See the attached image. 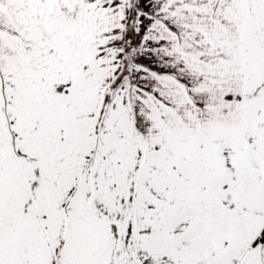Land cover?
<instances>
[{
    "label": "snow or ice",
    "instance_id": "1",
    "mask_svg": "<svg viewBox=\"0 0 264 264\" xmlns=\"http://www.w3.org/2000/svg\"><path fill=\"white\" fill-rule=\"evenodd\" d=\"M0 264H264V0H0Z\"/></svg>",
    "mask_w": 264,
    "mask_h": 264
}]
</instances>
